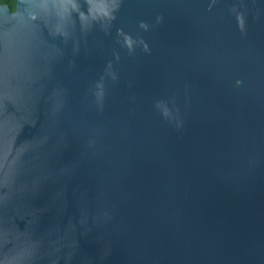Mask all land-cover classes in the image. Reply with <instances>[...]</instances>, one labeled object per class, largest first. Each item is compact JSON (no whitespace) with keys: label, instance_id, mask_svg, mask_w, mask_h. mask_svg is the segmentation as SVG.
Listing matches in <instances>:
<instances>
[{"label":"water","instance_id":"obj_1","mask_svg":"<svg viewBox=\"0 0 264 264\" xmlns=\"http://www.w3.org/2000/svg\"><path fill=\"white\" fill-rule=\"evenodd\" d=\"M0 3V264H264V0Z\"/></svg>","mask_w":264,"mask_h":264},{"label":"trees","instance_id":"obj_2","mask_svg":"<svg viewBox=\"0 0 264 264\" xmlns=\"http://www.w3.org/2000/svg\"><path fill=\"white\" fill-rule=\"evenodd\" d=\"M1 4H6L9 8H13L11 0H0Z\"/></svg>","mask_w":264,"mask_h":264}]
</instances>
